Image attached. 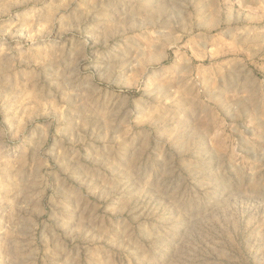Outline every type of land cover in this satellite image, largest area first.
Segmentation results:
<instances>
[{
    "label": "rangeland",
    "instance_id": "rangeland-1",
    "mask_svg": "<svg viewBox=\"0 0 264 264\" xmlns=\"http://www.w3.org/2000/svg\"><path fill=\"white\" fill-rule=\"evenodd\" d=\"M0 264H264V0H0Z\"/></svg>",
    "mask_w": 264,
    "mask_h": 264
},
{
    "label": "clouds",
    "instance_id": "clouds-1",
    "mask_svg": "<svg viewBox=\"0 0 264 264\" xmlns=\"http://www.w3.org/2000/svg\"><path fill=\"white\" fill-rule=\"evenodd\" d=\"M12 5L10 3H5L4 4V9L7 12L8 9H10ZM26 19L28 21V23H26L25 27L27 28H33L36 27L37 31H41L44 30L48 27L49 24H51V13H49V15L47 17H43V18H37L34 15H26ZM15 26V25H13ZM51 57L44 55L43 57L40 56L39 52H37V54H32V53H24L21 56V61L23 62V64L26 66L24 68H21L19 70V72L14 71L13 72V77L17 78L19 77V75H24L25 77H29V76H35L37 75L36 70L45 62H47L48 60H50ZM15 67V66H13Z\"/></svg>",
    "mask_w": 264,
    "mask_h": 264
}]
</instances>
